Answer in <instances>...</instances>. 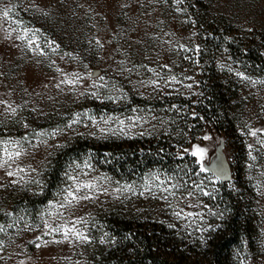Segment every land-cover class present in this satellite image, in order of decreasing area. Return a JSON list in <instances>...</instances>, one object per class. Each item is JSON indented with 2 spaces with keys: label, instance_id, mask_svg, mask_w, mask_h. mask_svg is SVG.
Listing matches in <instances>:
<instances>
[{
  "label": "rangeland",
  "instance_id": "1",
  "mask_svg": "<svg viewBox=\"0 0 264 264\" xmlns=\"http://www.w3.org/2000/svg\"><path fill=\"white\" fill-rule=\"evenodd\" d=\"M33 3L43 11L30 7ZM9 5L15 6L10 7L13 18L9 20L0 15V29H17L20 25L16 24V20L26 22L29 27L42 29V32L38 33L41 37V47H44L49 55L45 58L34 54L24 47L22 42L5 39L0 34V73H3L0 75V99L13 102L14 105H23L14 118L10 113L5 114V106L0 105V138L23 135L26 129L17 123L21 118L27 120L31 126L27 131H30L31 128H49L62 124L71 113L85 108L92 110L94 114L116 113L131 116V109L138 106L145 111L151 109L154 115L170 120L168 124L158 126L155 132L148 125H144L130 129L131 135H123L119 131L101 134L99 129L89 122L87 126H76V131L84 133L83 135L72 136L65 133L57 136L56 140L67 141V146L48 150L53 154L48 156L50 165L47 170L40 173L46 185L43 193L34 195L23 184L12 185L9 181L16 177H3L0 173V183L5 185L0 188V223L7 226L8 219L4 216L7 211L18 216H25L26 213L34 215L48 199L53 198L57 185L63 180L66 163L73 159H82L89 152L93 157L95 174H107L114 180H119L121 184L128 181L142 185L145 182L144 177L152 170L163 169L172 172L180 166L184 171L189 168L200 171L196 163L198 158L193 157L189 151L183 157L175 154L166 163L157 160L155 164L149 163L143 169L133 168L129 174L114 173L105 166L106 162L98 156L95 149H84L79 145L82 140L103 143L137 139L147 147H155L159 143L160 148L167 143L175 149V153L183 149L190 150L192 145L199 143L208 149L204 157L206 166L212 167L217 163L225 170L224 179L218 184L217 199H201L210 206L218 205L221 211L225 208L228 211L223 219L212 217L208 212L204 213L206 222L196 219L193 223L192 219H188V223L192 224L189 229L184 220L176 219L172 215L171 210L165 207V201L158 196L153 198L149 195L127 194V198L120 196L117 199L113 198L111 193L107 196L101 194L97 200L82 201V206L78 209L79 215L91 213L89 227L91 234L96 238L91 244H80L73 248L67 243H62L37 248L29 241L40 235V231L24 229L21 221L16 227L8 228L10 238L0 233V239L7 242L4 252H0V256L5 257L0 260V264H19L20 261H24V264H69V261L71 264H109L110 251L118 242L112 246L101 244L99 237L109 233L118 241L120 217L130 219L134 226L151 227L153 223L158 226L165 225L170 232L195 250V245L206 244L212 233L226 226L236 213L247 215L252 221V228L246 233L237 257L245 264H264V146L257 143V140L264 138V132L258 131L256 137L246 134L250 128H264V111H261L264 108V83L259 82L264 81V69L259 72L248 71L227 53L228 41H248L264 35V0H180L179 3L174 0H0V12ZM177 8L183 11L178 12ZM43 12L48 14L44 15ZM193 32L196 33L194 36ZM94 37H99L104 42V51L99 54L94 43L89 45V41ZM213 37L219 42L216 48L218 55L224 59L231 57L227 64L233 69L231 73L243 71L258 82L253 85L237 77L239 95L235 99L234 107L237 133L229 135L219 131L211 119L204 118V125L196 138L191 139L187 145H182L186 141V135L190 138L194 135L198 129L196 125L200 121L188 113H197L194 105L201 95V82L196 84L185 78L193 77L194 80L200 81L201 65L196 61L199 60L202 50H207L208 39ZM45 38L60 44L56 55L44 45ZM109 39L112 40L111 43L106 42ZM180 44L187 45L189 49H193L195 44H200L199 55L180 48ZM65 52L74 53L79 59L68 56L60 59ZM109 52L112 53L109 59H100L101 55ZM124 59L129 61L124 65L125 68H132L133 65L146 67L136 68L131 72L117 71L120 67L118 62ZM52 60L56 62L55 65L50 63ZM85 63L88 69L83 67ZM165 64L169 67L165 68ZM56 65L66 72L78 69L83 73L91 69L106 78L110 76L111 80L107 82L110 85L115 83L117 87L122 86L128 99L114 103L90 96L76 98L73 92L62 90L71 86L57 89L54 83L48 84L49 79L59 75ZM149 68L155 69V72L149 71ZM156 73L160 76L157 77ZM169 75H175L177 80H183L184 84L193 83V94H182L189 91L182 84H174L173 87L164 85L163 79ZM152 78H163L160 88L139 87L134 84L135 81H147ZM45 84L48 86L44 87ZM139 92L145 95L141 96ZM173 104L182 106L181 110H169L168 106ZM183 107L188 111H183ZM33 108H36L35 112L32 111ZM151 123L157 124V121L152 120ZM241 129H244V132H241ZM93 131L96 135L88 134ZM145 131L153 134H139ZM205 133L210 134L212 139L204 140L202 137ZM56 140H49V143L55 144ZM249 143L254 145L256 151L253 155L257 156L256 166L251 169L248 167ZM43 154L44 150L41 148L35 153V159L29 155L23 157L20 162L31 163L39 169L37 161L43 158ZM189 175L192 181L205 180V186L209 182L206 180L207 173H201L199 176L191 173ZM161 177L163 179V173ZM229 181L235 185L234 189L229 186ZM188 186L191 187V183ZM181 207L188 211H198L188 208L183 202ZM93 223L95 227L91 226ZM169 224H175L176 227L169 228ZM207 224L218 227L215 231L203 233L205 243L202 244L201 233L197 229L201 225L206 227Z\"/></svg>",
  "mask_w": 264,
  "mask_h": 264
},
{
  "label": "snow or ice",
  "instance_id": "2",
  "mask_svg": "<svg viewBox=\"0 0 264 264\" xmlns=\"http://www.w3.org/2000/svg\"><path fill=\"white\" fill-rule=\"evenodd\" d=\"M174 2L179 3L180 0H174ZM122 6L128 7L129 5ZM10 7L15 6H5L3 11L0 12V15L9 20L13 18L10 14ZM30 7L43 11L38 9V6L34 3L31 4ZM177 11L180 12L183 10L177 8ZM43 14L47 15L48 13L43 12ZM15 22L17 25H20V27L17 29L9 27L7 30L0 29V34H2L5 39L22 42L24 47L34 54H39L47 58L49 52H45V48L41 47V37L38 35V33L42 32V29L29 27L26 22L22 20H16ZM193 23H195V21H193ZM13 33L15 34L13 35ZM195 34V32L192 33L193 36ZM106 42L111 43L112 40L109 39ZM43 43L53 55H56L60 49V44L55 40L45 38ZM93 43L98 50V54L104 51V42H102L99 37H94L93 40L89 41L90 46ZM169 43H171V41ZM14 46L18 47L19 45ZM179 47L187 51H193L197 56L201 49L200 44H195L193 49H189L185 44H180ZM226 51L227 50L225 49V52ZM111 55V52L106 53L105 55H101L100 59H109ZM64 56L79 59L78 55L70 52H65L60 59H63ZM185 58L192 59V57ZM229 59H231L230 56ZM50 63L53 65L56 64L54 60L50 61ZM127 63H129L127 59L119 61L118 64L120 67L117 68V71L131 72L136 68L146 67L144 65H133L132 68H125L124 65ZM196 63L199 64V60H197ZM83 67L88 69L86 63ZM164 67L167 68L169 65L165 64ZM224 67H227L229 72L233 71L228 65L221 64V68ZM148 70L155 72V69L152 68H149ZM56 72L59 75L49 79L48 84L54 83L57 89H62V86H71L64 87L62 90L73 92L76 95V98L90 96L97 100H108L114 103L124 102L128 99L126 90L122 86L117 87V84L115 83L110 85L107 81H110L111 77L109 76L106 78L105 75H101L97 71L89 69L81 73L77 69L72 72H66L56 65ZM0 75H3V73H0ZM235 75L243 80H247L253 85L258 82L257 80H253L252 77L248 76L243 71H236ZM156 76L159 77L160 74L156 73ZM162 79L163 78H152L147 81L138 80L135 81L134 84L139 87L155 86L156 88H160ZM185 79L191 80L196 84L200 83V81L194 80L193 77H186ZM259 82L264 83V81ZM163 83L167 87H173L174 84H182L185 89L189 90L182 94H193L191 91L193 83L184 84V81H178L175 75H169L166 79H163ZM43 86L47 87L48 85L45 84ZM138 94L141 96L145 95L143 92H139ZM0 105L5 106L4 113H10L12 118L16 117L18 109L23 108V105H14L13 102L5 99H0ZM181 108L182 106L175 104L168 106L169 110L177 109L179 111ZM32 111L35 112L36 108H33ZM131 111L133 113L131 116L116 113L94 114L92 110L85 108L71 113L62 124H57L56 126L49 128H31L30 131H27V129L31 127L27 120L21 118L17 123L21 124V126L26 129L23 135L5 136L0 138V173H2L3 177H16V179L9 181L10 184H23L24 187L29 191H32L34 195L41 194L45 191L46 185L40 173L41 171L47 170L50 165L48 156L53 154L48 150L62 149L67 146V141L56 140L57 136H62L65 133H70L72 136L83 135L84 133L76 131V126L80 124L87 126L89 122L94 128H98L101 134L106 132L115 133L116 131H119L123 135H131L132 133L130 132V129L144 125H148L152 128L153 132H155L158 126L162 127L165 124H168L170 120V118L167 117L160 118L154 115L151 109L145 111L137 106L133 107ZM183 111H188V109L183 107ZM261 111H264V108H262ZM188 114L193 118L197 116V113L195 112H189ZM200 119H203V117H200ZM152 120L157 121V124H152ZM258 131L264 132V128H250L246 134L251 137H256ZM153 132L145 131L139 134L152 135ZM241 132H244V129H241ZM88 134L96 135V132L93 131ZM202 138L204 140L212 139L211 135L207 133H205ZM49 140H56V142L55 144H50ZM257 143L264 146V138L257 140ZM247 147L250 160L248 167L251 169L256 166L255 162L257 156L253 155V152L256 151V149L252 143H249ZM41 148H43L44 154L43 158L37 161L39 169L34 167L31 163L23 164L20 162L23 157L29 155L33 156L35 159V153ZM189 151L193 157L198 158L196 163L200 170L199 172L190 168L187 171H184L180 166H177V170L172 172H167L163 169L152 170L144 177L145 182L139 186L128 181L121 184L119 180H114L107 174H95L96 169L90 152L85 154L82 159L70 160L65 165L63 180L57 185V188L53 193V198L48 199L40 209L35 211L34 215L26 213L25 216H18L11 211L4 212V216L8 219V224L6 226L4 223H0V233L8 235L10 238L11 234L8 232V228L16 227L21 221H23L22 226L24 229L33 232L36 230L40 231V235L35 236L33 240L29 241L30 243H34L37 248H40L41 246L46 247L49 244L62 243H67L73 248L80 244H91L94 239H96L91 234L89 227L91 213L79 215L78 209L82 206V201L91 202L97 200L101 194L107 196L109 193H111L113 198L117 199L120 196L127 198V194L140 196L149 195L153 198L158 196L159 199L165 201V207L171 210L172 215L176 219L184 220L189 229L192 227V224L188 223V219H192L193 223L196 219L206 222L207 217L204 216L205 212H208L209 215L217 219H223L228 209L225 208L221 211L218 205L215 207L210 206L206 204L201 197H207L209 200L213 201L217 199L218 184L224 179L225 170L221 164L217 163H214L212 167L206 166L204 163V157L208 152V149L201 146L199 143L192 145L190 150L183 149L182 151H178L176 155L183 157ZM262 151H264V148H262ZM29 173H32L33 175H29ZM161 173H163V179ZM189 173L196 176H199L201 173H207L206 180L209 181L207 186H205V180L199 182L192 181ZM189 183H191V187L188 186ZM229 186L233 189L235 188V185L232 184L231 181H229ZM3 187H5V185L0 183V188ZM257 190L258 192L260 191L259 188ZM182 202L186 204L188 208H195L198 209V211H188L186 208L181 207ZM91 226L95 227L96 225L93 223ZM168 226L169 228L176 227L175 224H169ZM217 227V225L213 224H207L206 227L201 225V227L197 229V231L201 233L200 242L202 244L205 243V236L203 233L209 230L215 231ZM44 237H48V239H45ZM127 238L128 237H125V239ZM99 242L101 244L112 246L118 241L115 236H111L109 233H104L99 237ZM6 246L7 242L0 239V252H4ZM7 258L11 259V257ZM4 259L5 257L0 256V260ZM19 264H24V261H20ZM69 264H71L70 261Z\"/></svg>",
  "mask_w": 264,
  "mask_h": 264
},
{
  "label": "trees",
  "instance_id": "3",
  "mask_svg": "<svg viewBox=\"0 0 264 264\" xmlns=\"http://www.w3.org/2000/svg\"><path fill=\"white\" fill-rule=\"evenodd\" d=\"M228 52L241 67L251 72L264 69V35L248 41H228ZM217 38L208 39L207 50H202L198 57L201 65V95L194 105L199 123L194 135H186L187 145L195 139L204 125L203 119H211L219 131L226 134L238 132L235 114V99L239 95L237 76L221 64H228L229 58L220 57L216 51ZM203 117V119H200ZM152 146V143H150ZM79 145L84 149L93 148L106 162L105 166L114 173L129 174L133 168H145L147 164L168 162L176 154L167 143L160 148L147 147L137 139H123L90 143L82 140ZM152 148L153 151L151 150ZM163 150V151H162ZM118 243L110 251L109 264H245L237 257L243 246L246 233L252 228V221L247 215L236 213L221 230L215 231L202 246L190 245L174 235L165 225L153 223L151 227L133 225L130 219H119ZM131 234V235H129ZM125 237H128L125 239Z\"/></svg>",
  "mask_w": 264,
  "mask_h": 264
},
{
  "label": "water",
  "instance_id": "4",
  "mask_svg": "<svg viewBox=\"0 0 264 264\" xmlns=\"http://www.w3.org/2000/svg\"><path fill=\"white\" fill-rule=\"evenodd\" d=\"M227 178V177H226Z\"/></svg>",
  "mask_w": 264,
  "mask_h": 264
}]
</instances>
